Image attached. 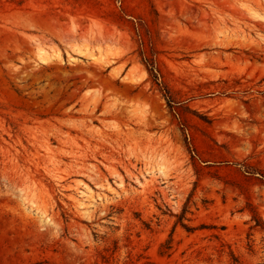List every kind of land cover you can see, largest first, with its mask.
<instances>
[{
	"label": "rangeland",
	"instance_id": "obj_1",
	"mask_svg": "<svg viewBox=\"0 0 264 264\" xmlns=\"http://www.w3.org/2000/svg\"><path fill=\"white\" fill-rule=\"evenodd\" d=\"M0 264H264V0H0Z\"/></svg>",
	"mask_w": 264,
	"mask_h": 264
},
{
	"label": "trees",
	"instance_id": "obj_2",
	"mask_svg": "<svg viewBox=\"0 0 264 264\" xmlns=\"http://www.w3.org/2000/svg\"><path fill=\"white\" fill-rule=\"evenodd\" d=\"M257 222H259V220H257Z\"/></svg>",
	"mask_w": 264,
	"mask_h": 264
}]
</instances>
